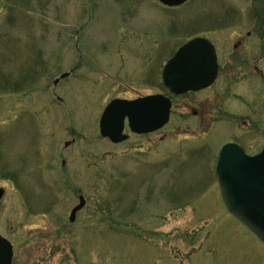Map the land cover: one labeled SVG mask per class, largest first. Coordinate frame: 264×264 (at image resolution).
<instances>
[{"label": "rangeland", "instance_id": "obj_1", "mask_svg": "<svg viewBox=\"0 0 264 264\" xmlns=\"http://www.w3.org/2000/svg\"><path fill=\"white\" fill-rule=\"evenodd\" d=\"M246 32L264 69V0H0V233L13 264H264L216 178L227 123L210 144L193 138L161 78L189 39L232 46ZM244 85L229 87V109ZM154 94L173 102L165 128L101 137L111 100Z\"/></svg>", "mask_w": 264, "mask_h": 264}, {"label": "water", "instance_id": "obj_2", "mask_svg": "<svg viewBox=\"0 0 264 264\" xmlns=\"http://www.w3.org/2000/svg\"><path fill=\"white\" fill-rule=\"evenodd\" d=\"M173 8L189 0H158ZM218 75L215 48L208 40L197 38L184 45L166 64L162 77L165 87L174 95L206 89ZM172 101L161 95H151L134 101L113 100L103 111L100 134L114 144L129 139L126 121L133 134L145 135L165 127L171 117ZM216 175L222 198L233 216L244 223L264 243V150L258 156H246L235 144L220 152ZM4 190L0 189V200ZM86 201L72 211L70 221L85 207ZM11 243L0 235V264H12Z\"/></svg>", "mask_w": 264, "mask_h": 264}, {"label": "flooded vegetation", "instance_id": "obj_3", "mask_svg": "<svg viewBox=\"0 0 264 264\" xmlns=\"http://www.w3.org/2000/svg\"><path fill=\"white\" fill-rule=\"evenodd\" d=\"M181 8L178 7L177 9ZM262 36L264 37V35ZM193 39H189L187 42ZM205 39L211 42L208 38ZM247 42H249L248 32H246L245 36L239 38L236 43H233L232 46L230 44L229 46L220 47L211 42L217 57V79L212 86L206 89L177 95V115L179 114L181 119L185 115H189L192 123L187 128L192 133V137L197 138L200 132H202V136L209 135L207 144L214 142V136L218 133H212L214 126L227 123L229 137H226L228 140L220 146V151L227 144H235L247 156L254 157L260 154L259 138L264 139V69L259 65L253 66L257 60L251 56L250 44H247ZM262 42L264 51V38ZM181 47L179 46V49ZM222 64L226 66L223 67ZM240 81L245 85L242 91L236 94L238 97V102L236 100L237 104L233 105V109H229V106H231L229 103L230 99H228L229 87ZM182 109L185 112L179 113ZM178 128L181 130L182 127ZM223 129L219 127L216 130ZM230 135L232 138H230ZM247 143H253L254 147L259 149L257 150L258 152H249L245 147ZM263 150L264 144L261 152ZM0 188L4 187L0 185ZM5 196L6 190L3 198Z\"/></svg>", "mask_w": 264, "mask_h": 264}, {"label": "trees", "instance_id": "obj_4", "mask_svg": "<svg viewBox=\"0 0 264 264\" xmlns=\"http://www.w3.org/2000/svg\"><path fill=\"white\" fill-rule=\"evenodd\" d=\"M0 85H1V76H0ZM3 86L2 87H4L3 89L4 90H6V88L8 89H17V88H19V86L17 85V86H12L13 84L12 83H10L9 81H5L4 82V84H2ZM10 86H12V87H10Z\"/></svg>", "mask_w": 264, "mask_h": 264}]
</instances>
